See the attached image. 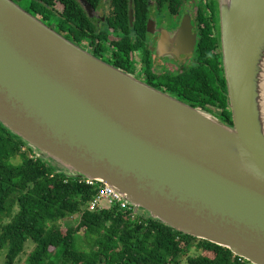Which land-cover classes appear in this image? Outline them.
<instances>
[{
	"label": "water",
	"instance_id": "95a60500",
	"mask_svg": "<svg viewBox=\"0 0 264 264\" xmlns=\"http://www.w3.org/2000/svg\"><path fill=\"white\" fill-rule=\"evenodd\" d=\"M219 3L232 126L13 0H0V122L67 176L113 187L138 215L264 264V0Z\"/></svg>",
	"mask_w": 264,
	"mask_h": 264
},
{
	"label": "trees",
	"instance_id": "16d2710c",
	"mask_svg": "<svg viewBox=\"0 0 264 264\" xmlns=\"http://www.w3.org/2000/svg\"><path fill=\"white\" fill-rule=\"evenodd\" d=\"M13 1H24L26 10L63 37L81 42L84 49L81 37L103 36L95 33L79 0ZM99 1L87 3L97 7ZM111 2L116 8L111 22L128 26L129 0ZM141 5L135 0L138 17ZM116 45L124 50L123 42ZM221 120L233 124L229 117ZM82 179L58 170L0 122V253L7 248L0 264H16L29 240L35 247L26 264H252L229 248L177 231L145 211L146 216L118 207L92 211L88 204L98 187ZM75 215H80L76 226L69 223ZM192 250L197 253L190 254Z\"/></svg>",
	"mask_w": 264,
	"mask_h": 264
},
{
	"label": "flooded vegetation",
	"instance_id": "af4514ba",
	"mask_svg": "<svg viewBox=\"0 0 264 264\" xmlns=\"http://www.w3.org/2000/svg\"><path fill=\"white\" fill-rule=\"evenodd\" d=\"M140 1L138 17L135 0H129L128 26L123 27L111 22L116 15L111 0H100L99 6L90 5L89 10L85 5L95 33L108 35L81 37L86 40L85 49L175 99L233 121L219 0ZM118 42H123L124 50ZM80 43L76 44L81 47Z\"/></svg>",
	"mask_w": 264,
	"mask_h": 264
},
{
	"label": "built area",
	"instance_id": "2783aa9c",
	"mask_svg": "<svg viewBox=\"0 0 264 264\" xmlns=\"http://www.w3.org/2000/svg\"><path fill=\"white\" fill-rule=\"evenodd\" d=\"M86 181L89 184L98 187V193L88 204L90 210L96 211L104 208L118 207L124 211L132 210L133 215L138 216L130 202H128L123 195L117 192L113 187L93 180L86 179Z\"/></svg>",
	"mask_w": 264,
	"mask_h": 264
},
{
	"label": "rangeland",
	"instance_id": "374dc122",
	"mask_svg": "<svg viewBox=\"0 0 264 264\" xmlns=\"http://www.w3.org/2000/svg\"><path fill=\"white\" fill-rule=\"evenodd\" d=\"M103 1V0H102ZM24 1L21 2V6L25 7V3H23ZM23 7V8H24ZM49 22V21H48ZM55 21L53 20H50V23H53ZM20 161V157L16 158L15 159V162H19ZM79 218H80V215H75L73 217H71L69 219V223H71L72 225L76 226L79 222ZM62 227L63 228H67L68 227V223H61ZM35 247V243L32 241V240H29L27 243H26V248H25V251L22 253V255L20 256L19 260L16 262V264H26V261H27V258H28V255L30 254V252L34 249ZM196 252V250H192L190 252V254L194 255ZM7 254V248L5 247L1 253H0V263H3L5 261V256Z\"/></svg>",
	"mask_w": 264,
	"mask_h": 264
}]
</instances>
